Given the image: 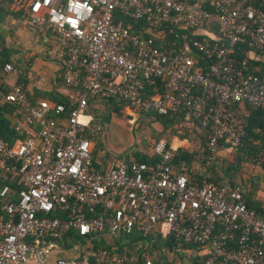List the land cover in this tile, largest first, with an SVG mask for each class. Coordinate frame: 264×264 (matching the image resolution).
Segmentation results:
<instances>
[{
    "label": "built area",
    "instance_id": "obj_1",
    "mask_svg": "<svg viewBox=\"0 0 264 264\" xmlns=\"http://www.w3.org/2000/svg\"><path fill=\"white\" fill-rule=\"evenodd\" d=\"M8 1L80 94L68 104L32 100L6 81L15 64L0 65V105L17 133L0 137V264H154L146 247L158 237L200 247L197 264H264V218L242 186L175 171L164 138L151 163L119 158L98 170L92 155L103 125L95 107L110 98L182 111L175 128L205 129L208 159L238 147L251 109L264 122V63L236 55L264 50V0ZM252 163L264 167V146ZM71 231L83 239L66 246ZM134 234L145 246L119 253L115 240Z\"/></svg>",
    "mask_w": 264,
    "mask_h": 264
},
{
    "label": "crops",
    "instance_id": "obj_2",
    "mask_svg": "<svg viewBox=\"0 0 264 264\" xmlns=\"http://www.w3.org/2000/svg\"><path fill=\"white\" fill-rule=\"evenodd\" d=\"M38 37L39 40H41V37L37 36L36 32L28 24L25 17L20 12H16L12 9L8 0H0V60L4 62H13L18 70V74L14 76L10 83L17 82L22 84L29 97L34 100L49 99L53 95L58 94L66 96L72 101L75 100L80 94L79 90L75 87H67L63 84L59 67L57 65L55 79L39 75L35 65L36 63H43L40 53L41 50H44L47 54V46L41 44L40 47ZM248 56L264 62V53L257 54L256 52H249ZM7 116L10 118L11 124L16 119L15 116H12L11 111L10 113L8 112ZM165 129L166 128L163 127V129L157 128L156 130L161 133L165 131ZM197 130L200 131L195 127L186 126L181 131L183 137L171 136L169 141L165 138L164 139L174 151L181 148L188 150L189 152H193L197 150L194 148L196 145L194 140L197 141L198 139L196 138V134L198 132ZM254 141L255 144L261 143L260 139H256ZM233 151L234 150L229 148L219 149L216 155V164H220L218 165L220 166L219 168H223L222 164L224 161H226L225 169L229 168L230 164L233 166L230 170H228V172L224 173L221 170L220 175L223 176L224 180L228 181V179H232L238 185L242 186L246 202L250 207L256 210L260 217L264 218V167L255 165L252 161H243L240 164H236L234 162V155L229 157L230 154H233ZM136 152L146 154L153 153L152 148L148 152L137 146L130 150V154H135ZM122 153L119 154L122 155ZM128 159H134L133 155ZM104 161V165L102 166L104 168L102 170H105L106 167L114 160L110 156ZM102 162L103 161L99 159L97 160V164H95L93 158V167L98 169ZM107 243L112 244L111 239H107ZM149 249L154 252V264H197L205 254L204 250L193 244H183L182 246L178 244L175 247L173 246L170 248L163 246L154 250H151L149 247ZM63 255L70 256L71 253L64 252Z\"/></svg>",
    "mask_w": 264,
    "mask_h": 264
},
{
    "label": "trees",
    "instance_id": "obj_3",
    "mask_svg": "<svg viewBox=\"0 0 264 264\" xmlns=\"http://www.w3.org/2000/svg\"><path fill=\"white\" fill-rule=\"evenodd\" d=\"M154 36L156 38H159L161 36V34L159 32H156L154 34ZM170 37L171 36H169L168 38H170ZM197 37L199 39L204 38V36H202V35H198ZM246 52H247V48H246ZM246 52H245L244 46H242L240 48H236V55L239 58H243L246 56V57H248L249 60L253 61L257 65H262L264 63V62H261L259 60H256V58H254V57L248 56L249 52H247V53ZM256 53L257 54L258 53H264V50L258 51ZM3 63H4V61L0 60V65H2ZM154 86H156V88H158V90H160V83L156 82L153 85H149L147 87V91L149 93L155 92V90L153 89ZM49 99L52 101L63 102L66 104L71 102V100L68 97L63 96L61 94L53 95ZM32 100H34V99H32ZM103 104L106 106L107 116H109L110 113L112 112L109 108L111 105H113V109L116 112L118 111V106H123L125 108L129 107V105L125 101L119 100V99H114V98H110L109 100L104 101ZM0 106H1L0 107V137H2L3 139H5L7 141H12L15 137H17V133L14 132V130L12 129L11 120L7 116L8 112L10 113V108L7 104L0 105ZM129 109H133V108L129 107ZM133 110H135V109H133ZM139 111L141 112V110H139ZM142 113L146 114L147 116H150L151 119H153L154 121L159 122L164 128H167L169 125H173L179 118L182 117V111H179L178 113H173L170 115L152 114L151 112H148V111L147 112L142 111ZM95 116H96L95 121H99L97 118L98 117L97 114ZM256 131H257V133H256ZM95 135L93 137H95ZM181 137H183V134L181 135ZM196 137L199 138V140L202 144L201 148L198 149L197 151L189 152L188 150L181 149V148L173 151L172 165H173L175 171H179L182 165L190 166L192 164V161L195 159V156H198L197 159L199 160V157H201L204 154V156L200 159V161L205 162V158L209 154V152L206 148V141H207L206 130L201 129L200 131H198L196 134ZM256 139H260L261 143L255 144L254 140H256ZM263 146H264V122H263L260 110L258 108H253L250 110V116L248 118V126H247L245 136L243 137L240 145L238 147H236L235 149H232V150L236 151L235 155H234V162L236 164H240L243 161L244 162L252 161L253 157L257 154V152ZM227 148H229V147H222L220 149H227ZM196 153H197V155H196ZM132 155L134 157V160H137V161H144V162H150L151 163L155 160V156L153 154L136 152L135 154L132 153ZM127 159L128 158H126L125 160H127ZM216 159H217V157L215 156L212 159V161L209 162V164L207 165V170L211 171V175L202 174L201 171H199L195 176H192L186 167L188 175L190 176V178L193 179V181H200L201 179L206 178L208 180L215 181L216 183H225L226 182V183H229V184L234 185V186L238 185L234 180L228 179V181H226V180H224L223 176L220 175L221 170L225 173V172H228V170H230L233 166L230 164L229 168L225 169L223 167L220 169L218 167V165H215ZM247 206L250 207L248 203H247ZM237 234H238L237 231H235L234 234L232 235V241H231L232 245H233V242L235 241ZM138 238H140V239H138ZM82 239L83 238H81L79 235H77L74 231H71L69 233V236L67 237L66 246H70V245L77 243V242H82ZM141 239H142V237L135 235V234L132 236L131 235L119 236L118 239L115 240V243L118 244V252L119 253L124 252V249L129 248V247L131 248V246L133 244L137 243ZM178 244L180 246L183 245V243L177 242L172 237H168L166 239H162L161 237H158V239H156V241L151 244V248L158 249V248H161L163 246L170 248L173 246L175 247ZM101 245L106 246L107 248H110L112 244L107 243V242H102ZM126 252L128 254H131L130 250H128V249H126ZM142 264H143V261H142Z\"/></svg>",
    "mask_w": 264,
    "mask_h": 264
},
{
    "label": "rangeland",
    "instance_id": "obj_4",
    "mask_svg": "<svg viewBox=\"0 0 264 264\" xmlns=\"http://www.w3.org/2000/svg\"><path fill=\"white\" fill-rule=\"evenodd\" d=\"M37 34V33H36ZM37 36H39L37 34ZM38 42L41 47V40ZM40 55L42 56L43 63L39 64L36 63L35 68H37L40 76H47L52 77L55 79L56 74V65L57 63L53 61L44 50H41ZM58 66V65H57ZM18 74V70L15 69L9 72L6 75V81L10 83L14 76ZM54 82V81H53ZM110 110L112 111L109 116H107L106 106L101 103L96 105L94 113L97 114V118L102 125V130L98 132L95 137H93L94 144L92 143V155L97 164V160L103 161L101 165L98 167V170H102L104 167V160L108 159L110 156L113 160H117L118 158H131L132 154H130V150L133 149L135 146L139 148H143L145 151H150L153 147L154 142L160 137L165 138L166 140H170L171 136H179L181 137V132H178L177 129L173 125H169L165 131L159 133L156 129L160 128L163 129V126L160 125L158 122L151 119L150 116L140 112L138 109H129V107L118 106V111H114L113 105H111ZM107 117V118H106ZM132 123H131V121ZM166 134V136H165ZM198 138V137H196ZM196 144L194 146L195 149L201 148V142L199 138L194 140ZM195 150V151H197ZM123 152V153H122ZM125 152V153H124ZM236 151H233L235 155ZM119 153H122L119 154ZM125 154V155H124ZM120 155V156H119ZM197 155V153H196ZM204 156V154L197 159L198 156H195V159L192 161L190 166H186L188 171L191 173L192 176H195L199 171H202V174L211 175V171L207 170V165L211 162V159L205 158V162H201L200 159ZM213 159V158H212ZM132 160V159H128ZM217 165V164H215ZM220 165V164H218ZM223 167L226 166V161L223 162ZM97 167V165H96ZM220 167V166H218ZM101 168V169H99ZM206 170V171H205ZM141 246H145L143 244L135 243L131 246V248H126L130 250L133 254L141 249ZM151 246L147 244V249L149 250ZM132 250V251H131ZM151 250H154L151 248ZM150 251V250H149ZM151 254L154 256V252L150 251ZM156 255V253H155ZM155 258V256H154Z\"/></svg>",
    "mask_w": 264,
    "mask_h": 264
}]
</instances>
